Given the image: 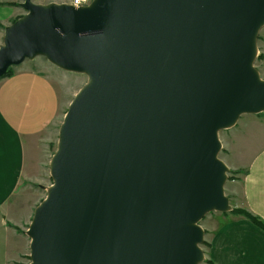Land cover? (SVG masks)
<instances>
[{"label":"water","instance_id":"95a60500","mask_svg":"<svg viewBox=\"0 0 264 264\" xmlns=\"http://www.w3.org/2000/svg\"><path fill=\"white\" fill-rule=\"evenodd\" d=\"M0 78L44 57L87 82L26 230L29 264H201L210 212H229L218 132L264 112L254 68L264 0H24Z\"/></svg>","mask_w":264,"mask_h":264},{"label":"crops","instance_id":"0c3cea01","mask_svg":"<svg viewBox=\"0 0 264 264\" xmlns=\"http://www.w3.org/2000/svg\"><path fill=\"white\" fill-rule=\"evenodd\" d=\"M23 1L0 0V43L5 28L25 14ZM51 1L63 0L33 3ZM61 104L68 106L41 70L17 67L0 78V264L28 261L25 231L35 208L32 203L23 204L22 192L33 185L43 188L50 178V145L66 112ZM245 168L230 182L229 199L233 208L245 210L264 223V141L257 145ZM226 214L201 224L203 264H264V229L244 216Z\"/></svg>","mask_w":264,"mask_h":264},{"label":"rangeland","instance_id":"374dc122","mask_svg":"<svg viewBox=\"0 0 264 264\" xmlns=\"http://www.w3.org/2000/svg\"><path fill=\"white\" fill-rule=\"evenodd\" d=\"M34 2V0H31ZM42 1V0H40ZM45 1V0H44ZM45 3V2H44ZM50 3H70V0L63 1H51ZM47 4V3H46ZM3 42V41H2ZM0 43V46L2 45ZM260 55V57H259ZM254 68L257 70L260 78L264 80V27L260 29L257 37V56L254 60ZM17 67L31 68L35 70H41L43 74L49 78V80L55 85L61 96L67 101L68 106L76 93L87 82V77L84 74L73 73L59 69L58 67L49 63L44 57L36 56L34 59H25L21 64L17 66H11L10 72L13 73ZM8 68V69H9ZM7 69V70H8ZM4 76V75H3ZM2 76V77H3ZM67 106V108H68ZM62 111L67 108L61 104ZM64 117V116H63ZM59 129V128H58ZM55 136L53 142L50 145L51 154L54 153L57 144L58 130L54 132ZM218 138L221 144V148L218 153V158L227 167V179L224 184V194L229 200L231 210L233 209L232 202L230 201V182L234 180L236 175L243 174L245 167L253 155L257 145H260L264 141V112L258 114H243L239 117L234 126L222 129L218 132ZM51 184V178L46 179V183L43 184V188L39 185H33L29 189H23V204L32 203L35 208L46 196V188ZM230 210V211H231ZM229 213L231 214V212ZM227 212H210L199 222V225L211 217L225 218ZM226 214V215H225ZM233 214V213H232ZM225 215V216H224ZM237 215V214H234ZM242 216V215H240ZM28 226H26L27 230ZM26 232V231H25ZM204 244V237H203ZM202 244V251L204 245ZM204 254V251H203ZM205 256V255H204ZM26 260V264H29ZM205 258V257H204ZM205 261V259H204ZM204 261L201 263L203 264Z\"/></svg>","mask_w":264,"mask_h":264},{"label":"trees","instance_id":"16d2710c","mask_svg":"<svg viewBox=\"0 0 264 264\" xmlns=\"http://www.w3.org/2000/svg\"><path fill=\"white\" fill-rule=\"evenodd\" d=\"M259 57H260V55H259ZM10 74H12V73L10 72V68H9L3 77H6ZM230 212L233 214L242 215L245 218H247L248 220H250L252 223L257 225L258 227H260L261 229H264V223L261 220H259L257 217L252 216L251 214L246 212L245 210L233 208Z\"/></svg>","mask_w":264,"mask_h":264},{"label":"built area","instance_id":"2783aa9c","mask_svg":"<svg viewBox=\"0 0 264 264\" xmlns=\"http://www.w3.org/2000/svg\"><path fill=\"white\" fill-rule=\"evenodd\" d=\"M92 0H70V5H72L75 8L87 6L90 4Z\"/></svg>","mask_w":264,"mask_h":264}]
</instances>
